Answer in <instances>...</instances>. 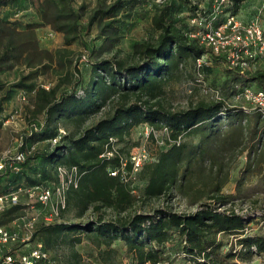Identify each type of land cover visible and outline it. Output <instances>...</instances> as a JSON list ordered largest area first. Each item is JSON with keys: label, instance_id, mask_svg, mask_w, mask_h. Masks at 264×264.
Listing matches in <instances>:
<instances>
[{"label": "trees", "instance_id": "trees-1", "mask_svg": "<svg viewBox=\"0 0 264 264\" xmlns=\"http://www.w3.org/2000/svg\"><path fill=\"white\" fill-rule=\"evenodd\" d=\"M174 1L166 0L162 6H153L151 25L158 36L154 43L135 45L138 62L127 64L115 58L97 62L93 69V86L88 93L79 88L73 93L58 95L57 85L50 89L39 86L33 90L30 114L34 121L42 117L40 139L50 148L46 156L50 164H54V168L62 164L77 170V186L69 190L67 204L72 202L77 206L80 216L90 207L96 212L103 208L124 212L132 206L131 186L110 176L108 170L117 168L123 156V151L115 148L116 144L124 142L131 130L142 124L152 127L153 131L165 130L168 145L137 175L145 181L142 198L172 199L177 192L193 211L178 212L163 206L115 221L99 216L83 227L66 222H38L33 240L41 242L46 250L57 245L63 235L83 230L92 235L100 255L114 252L111 244L122 239L135 264L163 263L166 244L173 236L179 241L178 255L189 264H249L255 257H264V207L252 209L250 206L249 212L247 209L242 213L238 209L236 213L237 196L223 192L229 181L224 156L246 151V168L251 170L262 149L264 116L254 109L252 120H247L244 109L227 107L223 99L199 100L179 110L163 105L161 100L167 84L190 62L195 73V62L201 57L223 66V84L231 90L238 87L236 94L250 89L251 85L257 88L254 91H264V70L231 68L223 56L213 55L197 39L189 38L188 34L197 29L190 20L201 10L209 14L212 5L208 11L201 7L199 0H185L189 14L185 21L180 20L181 28H178L173 18ZM243 1L228 0L223 13L236 14ZM11 3V0H0V72L14 66H23L28 72L10 85L2 101L11 100L14 90L29 88L28 83L50 69L53 62L54 53L38 48L33 28L50 26L54 32L63 34L65 46L71 45L83 31L79 24L82 15L71 7L70 0H40L36 8L39 21L28 24L26 31L17 30V25L1 16ZM125 4L124 0H114L109 5L99 6L90 14L87 30L97 23L101 36L117 41V14ZM223 20L220 15L213 25L218 26ZM79 90L82 95L77 94ZM109 102L117 103L110 115L77 135L65 134L58 144L51 146L49 141L57 135L59 122L73 121L81 125ZM149 135L154 137L153 133ZM191 136H199V144L190 146L184 142ZM108 151L113 152L112 157L101 156ZM27 158L28 155L25 162ZM195 165H207L212 175L205 192L191 185ZM19 174L21 169L17 173L5 170L0 172V179ZM261 175L264 185V172ZM8 192L11 191L0 195ZM21 208L17 204L2 212L8 223L15 221ZM253 228L256 229L253 231ZM224 237H232L234 241L228 242ZM74 241L79 243L80 239ZM101 245L106 250L101 251Z\"/></svg>", "mask_w": 264, "mask_h": 264}, {"label": "rangeland", "instance_id": "rangeland-1", "mask_svg": "<svg viewBox=\"0 0 264 264\" xmlns=\"http://www.w3.org/2000/svg\"><path fill=\"white\" fill-rule=\"evenodd\" d=\"M11 1V5L3 9L1 16L17 25V30L26 31L28 24L39 21L36 8L40 0ZM113 1L70 0L71 7L82 15L79 24L83 31L69 46L64 45L63 34L54 32L50 26L42 25L33 28L38 48L54 53L53 62L50 64V69L28 83L29 88L12 91V98L9 101L6 99L2 101L3 96L10 89V85L16 82L21 75L26 74L28 69L23 66H14L9 70L0 72V102H2L0 104V154L6 150L17 151L21 149L30 151L27 161L21 166V174L0 179V193L20 191L18 205L22 208L15 219L17 224L21 222V219L26 220L31 217H36L39 222H42V218L45 214L51 212L56 201L54 196L46 206H43L37 202H29L23 194V190L32 185L53 189L58 184L54 164H50L46 157L50 152V148L46 141L40 139L42 117L39 116L34 121L30 114L34 97L33 90L39 86L50 89L57 85L58 95L61 93L70 94L79 88L88 93L93 86V69L97 62L112 58L123 60L127 64L138 62L139 56L136 54L135 45L156 41L158 32L151 25V18L155 10L146 1L124 0L126 4L117 14L119 29L117 31L118 39L115 42L112 41V37L100 35L97 23L87 30L86 25L90 14L99 6L109 5ZM199 2L205 10L209 11L211 9L212 0H199ZM173 9L175 11L174 22L178 28H181L180 20L185 21L186 16L189 14L185 0H175ZM236 15L243 22L256 19L264 31V0H244L240 4ZM204 60L205 87L219 91L227 107L244 109L246 113L243 114L246 115V119L252 120L255 111L254 106L245 99L236 98L238 87L231 90L223 84L225 80L223 66L208 58ZM255 70H264V58L255 62L252 71ZM75 73L78 74V77L74 76ZM249 88L250 90L257 89L253 85ZM22 98L25 99L22 100ZM161 100L163 105L179 110L196 101L211 99L203 94L202 88L195 82L193 62H190L181 70L175 80L167 84L165 94ZM116 105V102L106 103L102 110L88 117L81 125L73 121H61L58 128H62L66 134L77 135L100 118L110 115ZM235 121L236 119H233V122ZM222 129L225 130L226 127L224 126ZM32 135L35 140L31 139ZM166 139L167 134L163 130L156 131L154 137H150L142 124L134 128L124 142L117 143L116 148L121 149L123 156H126L134 146L145 142L152 158H156L160 151L167 149ZM184 142L190 146H195L199 144L200 139L199 136H191L185 138ZM224 162L228 166L229 181L223 188V192L237 196L234 208L248 209L249 212L250 206L252 209L255 206L264 207V185L261 179V173L264 172V139L261 152L255 159L254 167L251 170L246 168V151L242 153L234 152L231 157L224 156ZM194 169L191 185L195 190L205 192L210 185L208 182L209 177L212 175L207 165L203 167L195 165ZM144 186L145 181L137 176L131 185L132 206L124 212H115L107 208L96 212L93 207H90L80 216L79 208L72 202L67 204L66 201V207L60 212L56 222H66L83 227L99 216L106 221H115L116 219L128 218L136 213H148L163 206H169L178 212L192 210L186 200L177 192L173 193L172 199L161 197L154 200H145L142 198ZM252 212L258 214L257 211ZM9 223L3 213H0V225L7 226ZM10 224L12 227L13 223ZM252 226L251 224L250 227ZM14 229L17 228L14 227ZM255 229L253 228V231ZM17 230L23 232V228ZM77 238L80 239L79 243L74 241ZM223 239L228 242L234 241L232 237H224ZM178 242L177 236H173L172 240L166 244V257L161 264H189L183 256L178 255L179 252L176 250ZM111 248L114 252L106 251L100 255L92 235L81 230L63 235L57 245L48 251L51 260L55 264H135L127 253L126 245L122 239L114 241ZM100 250H106L105 246L101 245ZM249 264H264V257H255Z\"/></svg>", "mask_w": 264, "mask_h": 264}, {"label": "built area", "instance_id": "built-area-1", "mask_svg": "<svg viewBox=\"0 0 264 264\" xmlns=\"http://www.w3.org/2000/svg\"><path fill=\"white\" fill-rule=\"evenodd\" d=\"M152 6H162L166 0H144ZM228 0H214L212 10L206 14L204 10L199 13L190 23L197 27L188 34L191 39H197L200 45L209 49L215 56H223L228 66L246 70L254 66L258 59L264 58V31L256 19L241 21L236 14L223 13ZM223 15V22L214 26L213 21L218 16ZM204 58L201 57L195 62V82L202 88L204 95L209 96L213 101L222 100L219 91L210 90L205 87L203 74L201 71ZM47 89V88H46ZM82 90L78 95H82ZM237 99H245L254 109L264 116V91H254L244 89L236 94ZM25 98H22L24 100ZM146 133L149 135L153 131L152 127L143 124ZM166 134V131L163 130ZM62 128H58L57 135L49 142L52 147L58 144L65 135ZM116 148V146H115ZM30 151L6 150L0 154V172L9 170L19 172L21 165L25 162ZM101 156L112 157L113 152L108 151ZM146 143L134 146L126 156H122L117 168L109 169V175L118 177L121 182L130 186L135 181L142 167L154 161ZM55 174L58 184L55 188H44L40 185H32L23 190V194L29 202H37L46 206L55 196V205L51 212L42 218L44 224H51L58 220L60 212L65 209L67 194L71 188L77 186V170L75 167H67L62 164L55 166ZM20 191H11L0 195V213L6 208L19 204ZM222 209L220 208L219 211ZM193 211V210H189ZM247 209L241 212H246ZM187 212V211H185ZM235 212L239 213L235 208ZM39 220L36 217L21 219L19 224L16 220L8 226H0V264H55L49 251L45 249L41 242L33 240V233ZM23 228V232L17 229Z\"/></svg>", "mask_w": 264, "mask_h": 264}, {"label": "crops", "instance_id": "crops-1", "mask_svg": "<svg viewBox=\"0 0 264 264\" xmlns=\"http://www.w3.org/2000/svg\"><path fill=\"white\" fill-rule=\"evenodd\" d=\"M134 130V128L131 130V132Z\"/></svg>", "mask_w": 264, "mask_h": 264}]
</instances>
